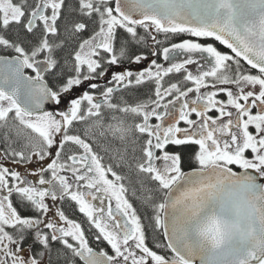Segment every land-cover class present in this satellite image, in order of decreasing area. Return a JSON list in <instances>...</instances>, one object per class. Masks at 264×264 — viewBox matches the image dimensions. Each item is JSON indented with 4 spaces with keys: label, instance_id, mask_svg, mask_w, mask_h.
I'll list each match as a JSON object with an SVG mask.
<instances>
[{
    "label": "snow or ice",
    "instance_id": "1",
    "mask_svg": "<svg viewBox=\"0 0 264 264\" xmlns=\"http://www.w3.org/2000/svg\"><path fill=\"white\" fill-rule=\"evenodd\" d=\"M0 144V264H264V0H0Z\"/></svg>",
    "mask_w": 264,
    "mask_h": 264
},
{
    "label": "flooded vegetation",
    "instance_id": "2",
    "mask_svg": "<svg viewBox=\"0 0 264 264\" xmlns=\"http://www.w3.org/2000/svg\"><path fill=\"white\" fill-rule=\"evenodd\" d=\"M159 38L163 39V36H160ZM220 47L222 48V46H220ZM139 50L144 51L146 54H147V51H148L146 48H142V49H139ZM151 58L157 59L158 63H166V62L163 61V58L160 57V56H158V57H150V59ZM142 64H141V66L145 67V65H142ZM148 64H149V61L147 62V66H148ZM126 66L131 68L133 71H136V68H138V65H128V64H126ZM176 78L177 77H173V79H176ZM49 110H58V109H55L54 106L51 105V109H49ZM0 147H2V144H0ZM194 149H195V146L190 148L189 151H194ZM101 155H104V153L101 152ZM107 162H109L108 161V157L105 156V163H107ZM5 163H6L7 166L21 171V173H25V169L33 170V169H36L38 166L44 165L46 162L45 161H39L38 158H34L33 162L31 164H27V165H24V164L16 165V164H12L11 161H5ZM184 170L185 171H190L191 168L187 164H185V169ZM124 171L126 172L127 170L125 169ZM28 178L35 182V179H36L35 177L29 175ZM135 179L136 178L133 175V180H135ZM136 187L138 188L139 185L137 184ZM129 196H130V199L132 200L133 204L138 208V211L140 212V214L143 215L144 214V209L140 206L139 202L135 198L131 197V188H130ZM48 202L51 204V201H48ZM113 206H114V201H113ZM54 207H62V208H64L66 210V213L70 216V218H74V219H76L77 221H80V222L84 221V217L82 216V214H80L77 210H75L74 204H70L67 201H59V202H57L55 204ZM82 226L86 229L87 238L89 239L90 245L94 249L99 251L101 248H104V249L108 248V246L106 245V242L102 243V242L95 241L94 237L92 236V233L87 231V229L89 227L87 223H83ZM78 264H79V262H78Z\"/></svg>",
    "mask_w": 264,
    "mask_h": 264
},
{
    "label": "rangeland",
    "instance_id": "3",
    "mask_svg": "<svg viewBox=\"0 0 264 264\" xmlns=\"http://www.w3.org/2000/svg\"><path fill=\"white\" fill-rule=\"evenodd\" d=\"M147 62L148 61H144V63L142 65H145V67H147ZM144 68V66L138 65V68H136V70H142Z\"/></svg>",
    "mask_w": 264,
    "mask_h": 264
},
{
    "label": "water",
    "instance_id": "4",
    "mask_svg": "<svg viewBox=\"0 0 264 264\" xmlns=\"http://www.w3.org/2000/svg\"><path fill=\"white\" fill-rule=\"evenodd\" d=\"M46 108L49 110V109H51V105L49 104V105H46Z\"/></svg>",
    "mask_w": 264,
    "mask_h": 264
}]
</instances>
